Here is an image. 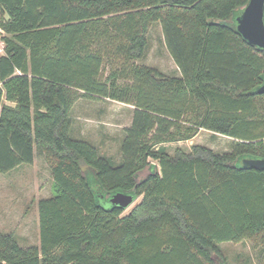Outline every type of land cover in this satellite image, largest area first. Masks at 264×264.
<instances>
[{
	"label": "trees",
	"instance_id": "16d2710c",
	"mask_svg": "<svg viewBox=\"0 0 264 264\" xmlns=\"http://www.w3.org/2000/svg\"><path fill=\"white\" fill-rule=\"evenodd\" d=\"M247 1L0 0V173L36 147L52 178L39 243L0 232V264H227L219 243L242 240L264 264V169L239 164L264 158V50L235 23ZM156 21L177 75L137 62ZM80 97L132 106L117 162L71 135ZM201 129L229 148L167 150ZM117 192L141 198L123 214Z\"/></svg>",
	"mask_w": 264,
	"mask_h": 264
},
{
	"label": "rangeland",
	"instance_id": "374dc122",
	"mask_svg": "<svg viewBox=\"0 0 264 264\" xmlns=\"http://www.w3.org/2000/svg\"><path fill=\"white\" fill-rule=\"evenodd\" d=\"M3 32H0V54L3 53ZM140 64L153 66L166 74H179L178 67L170 56L163 39L159 21L149 31V45ZM132 106L111 99H87L80 97L74 103L72 116L73 137L93 143L100 154L109 156L115 162L120 159L119 144L123 128L130 124ZM231 138L205 129L185 141L165 143L172 153L175 147L189 150L194 143L202 144L217 152L227 150ZM87 169V168H86ZM88 179L95 187L90 170ZM52 194V178L42 152L34 147V159L30 164H21L8 172L0 173V232H12L21 246L39 243L37 202ZM141 197L126 208L127 213ZM107 205V204H106ZM227 264H256L260 249L249 240L219 243Z\"/></svg>",
	"mask_w": 264,
	"mask_h": 264
},
{
	"label": "water",
	"instance_id": "95a60500",
	"mask_svg": "<svg viewBox=\"0 0 264 264\" xmlns=\"http://www.w3.org/2000/svg\"><path fill=\"white\" fill-rule=\"evenodd\" d=\"M236 30L251 45L264 50V0H248L235 16ZM264 92V78L257 88ZM242 167L264 169V158L242 157ZM135 197L130 193L117 192L110 198V203L122 208L128 207Z\"/></svg>",
	"mask_w": 264,
	"mask_h": 264
},
{
	"label": "crops",
	"instance_id": "0c3cea01",
	"mask_svg": "<svg viewBox=\"0 0 264 264\" xmlns=\"http://www.w3.org/2000/svg\"><path fill=\"white\" fill-rule=\"evenodd\" d=\"M206 130V129H205ZM207 131H210V130H207ZM212 132V131H211Z\"/></svg>",
	"mask_w": 264,
	"mask_h": 264
}]
</instances>
